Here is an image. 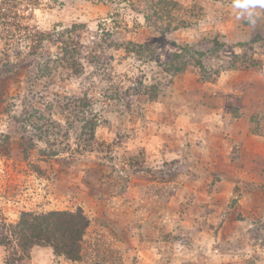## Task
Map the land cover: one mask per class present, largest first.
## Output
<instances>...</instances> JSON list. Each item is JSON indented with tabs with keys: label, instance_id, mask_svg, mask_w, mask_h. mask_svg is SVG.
I'll list each match as a JSON object with an SVG mask.
<instances>
[{
	"label": "rangeland",
	"instance_id": "obj_1",
	"mask_svg": "<svg viewBox=\"0 0 264 264\" xmlns=\"http://www.w3.org/2000/svg\"><path fill=\"white\" fill-rule=\"evenodd\" d=\"M16 2L27 19L14 25L55 37L76 28L83 66L40 76L59 44L23 35L5 45L0 15V52L9 53L0 55V224L82 207L90 225L81 261L49 246L17 258L0 245V264H264V5L252 24L237 19L234 0ZM174 3L178 16H203L167 28ZM85 95L86 119L70 123L74 111L59 104ZM48 109L71 125L60 140L74 144L90 114L104 146L50 156L34 129Z\"/></svg>",
	"mask_w": 264,
	"mask_h": 264
},
{
	"label": "trees",
	"instance_id": "obj_2",
	"mask_svg": "<svg viewBox=\"0 0 264 264\" xmlns=\"http://www.w3.org/2000/svg\"><path fill=\"white\" fill-rule=\"evenodd\" d=\"M12 1L15 3H11ZM16 3H18L16 0L4 1L0 9V15L2 14L3 16L2 19L9 20V22H6V24H8L7 26L4 24V28L7 27L8 29L2 36L5 39V45H12L15 41L14 37L17 38L19 36L21 39L23 35L33 43L34 46L38 45L39 47V45L43 46L46 43L59 44L60 53L54 55L49 59V62L43 63L40 66V69H43V74L40 76L50 74L55 71V69L57 70L61 68H66L73 72L81 70L83 66L81 60V49L83 48L80 40L81 33L77 32V29L75 28L74 31L69 29L68 31L59 33V36L55 37V34L51 35L50 33L40 31L36 27L29 25L26 21L14 25V21L19 20V18L24 20L27 19L23 10L14 13V9L18 7ZM18 4L21 6L23 5V2H19ZM174 4L176 5L174 11L164 8L166 12L164 20L167 21V23H165L167 28H170V26L176 21L177 25L175 26V29L180 26L188 27L191 24H194L193 21L200 20L203 16L200 11L196 12L195 9H193L189 12L190 14L194 12V15L192 16L193 19H185V16L183 18L182 14L178 16L180 8L177 7V3ZM11 11L13 13L12 18H15L12 21H10ZM172 13H174L175 16H172ZM4 28L3 30H5ZM64 33L66 34L64 35ZM0 34L3 33L0 32ZM0 39L2 38L0 37ZM5 48L0 52V55L7 59L9 53L7 48ZM78 48L80 51H78ZM126 50L129 51L130 54L140 56L141 58H144V55H146V51L141 44H128ZM183 50L185 49L182 48V51ZM200 55L202 56L203 53H200ZM183 56V54L178 55L177 58L179 60H181V57L182 59L186 58ZM188 57L193 59L194 64L202 67L204 70L201 60L195 61L194 55L190 54ZM184 65H186V63H184ZM59 105L64 112H69L70 110L74 111V118L72 117L70 119L71 121L69 118H65L66 121L73 123L86 119L83 118V116L88 112L90 102L85 95L82 98L67 97L65 104ZM49 109H51V107ZM53 115L54 114L49 111L47 116L38 117V120L42 121V123H34V129L40 140L47 144L50 156L58 157L60 154H64V156L77 157L86 154H96L104 146L103 142H97L96 140V120L92 115L89 114L88 119L85 121L84 125L81 126V131L77 134L74 144L59 139L61 136L66 137L71 125L67 126L65 129L62 123L53 118ZM4 137L5 141L10 143V137ZM6 147L7 149L4 151V154L9 155L11 153V146L8 144ZM89 225L90 218L82 207H79L74 211L50 210L41 213L24 211L21 213V216L16 223L8 224L3 221V223L0 224V245L19 253L20 255L17 258L29 257L31 249L35 246H49L52 248L55 255L63 256L72 261H81L84 254V236Z\"/></svg>",
	"mask_w": 264,
	"mask_h": 264
},
{
	"label": "clouds",
	"instance_id": "obj_3",
	"mask_svg": "<svg viewBox=\"0 0 264 264\" xmlns=\"http://www.w3.org/2000/svg\"><path fill=\"white\" fill-rule=\"evenodd\" d=\"M257 5H264V0H234L233 7L239 11L236 13L237 19L246 18L254 24V9Z\"/></svg>",
	"mask_w": 264,
	"mask_h": 264
}]
</instances>
